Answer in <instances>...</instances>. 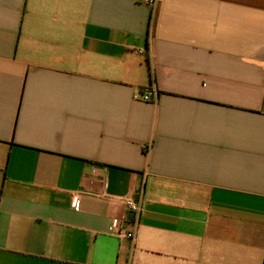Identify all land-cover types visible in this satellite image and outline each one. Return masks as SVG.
<instances>
[{
	"label": "crops",
	"instance_id": "obj_1",
	"mask_svg": "<svg viewBox=\"0 0 264 264\" xmlns=\"http://www.w3.org/2000/svg\"><path fill=\"white\" fill-rule=\"evenodd\" d=\"M0 264H264V0H0Z\"/></svg>",
	"mask_w": 264,
	"mask_h": 264
},
{
	"label": "built area",
	"instance_id": "obj_2",
	"mask_svg": "<svg viewBox=\"0 0 264 264\" xmlns=\"http://www.w3.org/2000/svg\"><path fill=\"white\" fill-rule=\"evenodd\" d=\"M160 0H146V3L150 5L154 11V14L156 12V9L159 5ZM142 53V51H140ZM143 100L145 102H157L158 100V90L156 86H152L150 88L143 90ZM123 203L126 207V209L132 213L133 215V226L134 229L132 231H125L121 229L120 224L118 221H115L113 226L114 229L118 231V235L122 238H126L130 240L132 243L135 242L137 237V227L139 225L140 218L143 214V202H142V195L138 198H123ZM78 204V201L76 202V205Z\"/></svg>",
	"mask_w": 264,
	"mask_h": 264
}]
</instances>
